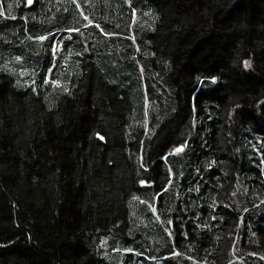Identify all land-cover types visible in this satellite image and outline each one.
Wrapping results in <instances>:
<instances>
[{
  "label": "trees",
  "instance_id": "trees-1",
  "mask_svg": "<svg viewBox=\"0 0 264 264\" xmlns=\"http://www.w3.org/2000/svg\"><path fill=\"white\" fill-rule=\"evenodd\" d=\"M0 264H264V0H0Z\"/></svg>",
  "mask_w": 264,
  "mask_h": 264
},
{
  "label": "rangeland",
  "instance_id": "rangeland-1",
  "mask_svg": "<svg viewBox=\"0 0 264 264\" xmlns=\"http://www.w3.org/2000/svg\"><path fill=\"white\" fill-rule=\"evenodd\" d=\"M68 34H63L58 38V42H72V44H85L88 40H98L103 43V38L105 42L109 39L110 34H108L107 28L98 20L86 18V22L82 25L74 26L67 30ZM63 33V32H61ZM88 37V39H86ZM159 64H162L160 62Z\"/></svg>",
  "mask_w": 264,
  "mask_h": 264
},
{
  "label": "snow or ice",
  "instance_id": "snow-or-ice-1",
  "mask_svg": "<svg viewBox=\"0 0 264 264\" xmlns=\"http://www.w3.org/2000/svg\"><path fill=\"white\" fill-rule=\"evenodd\" d=\"M32 0H28V3L31 4ZM41 39H44L43 37H41ZM247 64V62H245ZM102 139V137H101Z\"/></svg>",
  "mask_w": 264,
  "mask_h": 264
},
{
  "label": "bare ground",
  "instance_id": "bare-ground-1",
  "mask_svg": "<svg viewBox=\"0 0 264 264\" xmlns=\"http://www.w3.org/2000/svg\"><path fill=\"white\" fill-rule=\"evenodd\" d=\"M183 147L180 148V150L182 149Z\"/></svg>",
  "mask_w": 264,
  "mask_h": 264
},
{
  "label": "water",
  "instance_id": "water-1",
  "mask_svg": "<svg viewBox=\"0 0 264 264\" xmlns=\"http://www.w3.org/2000/svg\"><path fill=\"white\" fill-rule=\"evenodd\" d=\"M33 1V0H32Z\"/></svg>",
  "mask_w": 264,
  "mask_h": 264
}]
</instances>
